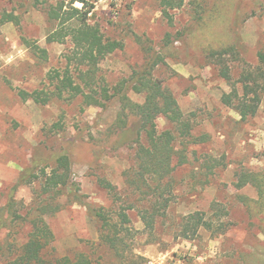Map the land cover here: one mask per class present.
<instances>
[{
	"label": "rangeland",
	"instance_id": "rangeland-1",
	"mask_svg": "<svg viewBox=\"0 0 264 264\" xmlns=\"http://www.w3.org/2000/svg\"><path fill=\"white\" fill-rule=\"evenodd\" d=\"M60 1L0 0V19L6 13L18 18L17 25L0 24V213L25 170L36 174L38 164L46 167L53 156L66 153L82 198L70 205L61 199L65 208L46 218L57 256L82 252L101 264H117L103 250L99 225L85 206L112 207V199L97 184L101 178L121 199L115 207L133 208L126 211L133 234L128 242L144 264H257L249 255L264 257V214L246 205L258 200L257 190L236 184L243 173L264 175V93L256 116L246 121L223 105L221 97L234 88L241 97L237 82L243 75H264L259 59L264 55V0H185L175 10L163 8L161 0H89L95 2L90 24L123 46L99 63L97 77L112 90L160 57L163 62L152 77L171 92L193 124L197 143L188 145L186 162L172 173L170 206L152 233L140 218L146 204L126 184L136 165L138 125L133 118L124 120L121 102L115 99L101 108L85 106L80 97L43 104L19 97L20 91L52 90L54 73L66 68L71 45L46 43L51 28L47 10ZM26 41L46 51V59ZM232 47L235 55L224 57L231 77L227 82L207 55ZM258 83L264 84V76ZM126 94L143 103V95L131 90ZM157 128L163 132L171 127L159 118ZM37 190V181L17 188L15 210L23 214ZM197 212L214 227L224 225V232L214 235L201 229L196 237L184 239L182 226ZM6 227L0 229V249L7 240L17 245L25 241L27 225L9 218Z\"/></svg>",
	"mask_w": 264,
	"mask_h": 264
},
{
	"label": "trees",
	"instance_id": "trees-1",
	"mask_svg": "<svg viewBox=\"0 0 264 264\" xmlns=\"http://www.w3.org/2000/svg\"><path fill=\"white\" fill-rule=\"evenodd\" d=\"M185 0H161V6L169 10L182 7ZM81 4V8L75 4ZM95 2L89 0H65L52 5L47 10V19L51 26L46 36L47 44H70L71 49L65 55L66 68L56 71L51 78L53 89L50 91L36 90L31 94L19 92L20 99L25 102L31 100L35 104H43L51 100H73L82 98L85 106L104 108L117 99L122 104V116L126 121L129 118L137 122V148L135 151V169L126 177V184L134 190L145 203L140 211V218L145 230L153 232L159 218L166 215L171 202L170 177L176 168L186 162L188 145L193 141V124L185 116L171 92L160 81L154 80L152 72L162 59L145 65L141 71L134 72L126 81H121L112 90L104 85V80L97 77L98 65L107 56L123 48L122 43L104 38L97 25L90 24V15L93 14ZM165 14L167 15L166 11ZM18 24V18L12 14H4L0 24ZM40 58L46 59L47 53L38 50L28 41L25 42ZM226 55L234 56V49L227 48L220 51H210L208 59L216 61L219 76L227 82L231 81L230 69L224 62ZM264 63V55L259 56ZM261 71L256 75L249 73L243 75L237 82L243 88L240 97L234 88L229 94H223L221 103L238 112L240 119L246 121L254 118L261 103L264 93V84L258 80L263 77ZM133 91L143 95V103L131 101L126 92ZM110 91H113L112 93ZM163 118L170 125V129L159 132L157 120ZM123 128V121L118 122ZM57 127V124L56 126ZM59 127V126H58ZM60 129V127H59ZM195 140V141H194ZM199 142V141H198ZM66 153L55 155L51 165L35 170H25L12 189L4 211L0 213V229L7 228V220L19 225H27L28 233L25 241L17 245L8 240L1 250L0 264H101L82 252L71 256L59 257L54 254V235L46 221L47 217L55 216L65 208L61 199L67 204L81 203L82 196L78 186L72 181V163ZM52 166V167H50ZM49 167V168H48ZM50 169L46 173V169ZM97 184L104 189L112 199L109 209L85 205L87 213L99 225V240L103 250L111 252L117 264H144L145 259L130 250L128 240L132 237L130 219L126 211L133 209L131 206H116L121 200L114 186L105 179H97ZM38 182L39 190L35 192L30 207L20 214L15 210V192L17 188ZM252 185L258 193V200L246 204L249 209L264 214V175L256 173H243L240 175L236 188ZM224 225L214 227L211 219H206L205 214L197 212L189 221L185 222L180 231L184 239L196 237L201 229L214 235L224 232ZM10 235V233H8ZM8 235V237H9ZM257 264L264 261V257L249 255ZM248 255L246 258H249Z\"/></svg>",
	"mask_w": 264,
	"mask_h": 264
}]
</instances>
